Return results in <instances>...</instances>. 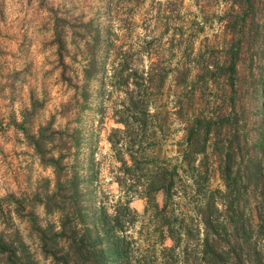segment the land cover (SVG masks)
<instances>
[{
	"label": "trees",
	"instance_id": "16d2710c",
	"mask_svg": "<svg viewBox=\"0 0 264 264\" xmlns=\"http://www.w3.org/2000/svg\"><path fill=\"white\" fill-rule=\"evenodd\" d=\"M223 1L220 10L229 44L223 48L219 71L228 87L230 105L227 110L193 112L180 118L183 134L172 160L154 150L155 130L168 115L151 108L154 93L167 77L165 68L158 59L146 68L139 67L120 45L106 38L101 51L113 53L110 63L117 59L107 70L109 63H97L102 42L98 30L84 40L88 47L82 78L86 81L99 73L102 99L110 98V93L103 96L105 81L123 91L111 110L121 128H112L107 136L120 164L114 182L123 198L110 204L96 199L91 154L83 162L68 160L79 145L77 128L55 129L48 121L35 133L28 132L27 116L33 115V102L22 117L19 125L27 144L52 173L32 196L41 205L43 222L28 216L40 254L51 264H264V98L260 102L264 0ZM62 21L55 16L52 24V41L59 54L66 33ZM246 59L244 78L249 83L242 91L237 81L240 64ZM208 66L211 63L205 69ZM188 67L175 68L172 79L176 85L186 84ZM241 96L253 100L254 110H237L243 107L236 104ZM80 97L86 98L83 87ZM179 105L176 113L181 116V101ZM210 168L222 188L207 186ZM157 193L160 202L155 199ZM133 197L143 199L142 213L151 226L143 238L145 245L128 231L138 217L129 205ZM164 238L171 244L163 245ZM0 264H38L14 228L0 230Z\"/></svg>",
	"mask_w": 264,
	"mask_h": 264
},
{
	"label": "rangeland",
	"instance_id": "374dc122",
	"mask_svg": "<svg viewBox=\"0 0 264 264\" xmlns=\"http://www.w3.org/2000/svg\"><path fill=\"white\" fill-rule=\"evenodd\" d=\"M223 2L0 0V230L16 229L38 264L51 263L40 254L28 216L43 222L41 205L32 196L43 179H51L52 173L50 167L40 164L19 125L25 113L31 110L32 102L34 111L27 116L28 132L35 133L39 125L48 121H52L55 129L77 128L79 145L71 150L68 160L83 162L91 154L96 170L93 182L96 199L110 204L123 198L114 182L120 164L107 141L112 128H121L114 121L111 110L122 98L123 91L110 87L105 81L103 96L110 93V98L104 96L102 99L99 73L86 81L82 78L88 47L84 40L98 30L102 42L97 51V63H109L105 67L107 70H111L114 65L110 64L117 59L110 63L113 53L109 51L107 55L101 51L106 38L120 45L139 67L146 68L158 59L160 66L165 68L167 77L151 103L152 110L168 112L162 127L155 130L154 150L161 157L172 160L183 134L180 118L193 112L227 110L230 105L226 100L228 87L219 71L223 48L229 44L220 10ZM55 16L63 20L66 29L60 54L52 41ZM209 63L211 66L205 69ZM247 65L246 59L239 67L237 82L242 83V91L249 83V79L244 78L248 73ZM181 66H189L190 73L185 85H176L172 79L174 70ZM82 87L86 92L84 100L80 97ZM260 95L261 102L264 90ZM188 96L190 100L186 101ZM178 101L182 103L181 116L176 113L180 107ZM252 101L241 96V102L236 104L243 107L237 106V110L251 112L254 110ZM207 186L222 188L213 168L209 170ZM155 199L160 202L161 194L157 193ZM129 205L137 211L138 217L128 231L145 245L143 238L151 226L146 214L142 213L144 201L133 197ZM47 219L55 222V217ZM162 244L168 246L171 241L164 238ZM160 246L155 244L157 249Z\"/></svg>",
	"mask_w": 264,
	"mask_h": 264
}]
</instances>
